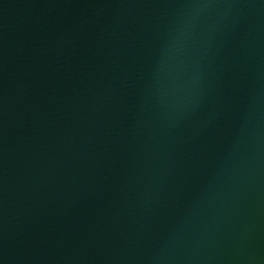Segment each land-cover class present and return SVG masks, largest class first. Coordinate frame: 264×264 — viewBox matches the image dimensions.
Listing matches in <instances>:
<instances>
[{"label":"water","instance_id":"1","mask_svg":"<svg viewBox=\"0 0 264 264\" xmlns=\"http://www.w3.org/2000/svg\"><path fill=\"white\" fill-rule=\"evenodd\" d=\"M0 264H264V0H0Z\"/></svg>","mask_w":264,"mask_h":264}]
</instances>
